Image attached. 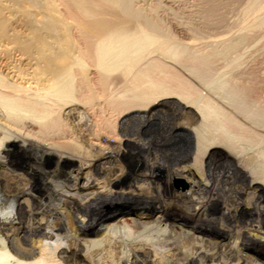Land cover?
Instances as JSON below:
<instances>
[{"label": "bare ground", "instance_id": "bare-ground-1", "mask_svg": "<svg viewBox=\"0 0 264 264\" xmlns=\"http://www.w3.org/2000/svg\"><path fill=\"white\" fill-rule=\"evenodd\" d=\"M65 1L68 14L84 25L81 41L97 53L87 75L73 70L64 56V73L51 78L47 88L38 86L50 80L45 76H20L13 83L0 79V170L11 174L6 185L0 179V234L5 237L0 264H77L82 247L89 256L118 248L117 256H88L91 264H264V137L244 133L241 123L225 115L215 116L194 87L176 84L177 96L152 93L146 73L143 82V72L134 78L129 72L146 59L139 52L144 43L133 45L128 35L124 39L120 22L114 27L107 17L86 21L100 18L97 10L111 1ZM94 34L101 35L96 44ZM172 52L195 75L212 65V55L186 48ZM212 83L243 106L240 94L222 78ZM179 103L199 120L182 125L150 117L159 107L181 108ZM71 108H83L85 114L66 115ZM96 173L105 175L104 194L93 192L101 184ZM177 179L187 182V192L175 191ZM12 190L18 193L9 198ZM25 198L31 201L27 213ZM122 212L123 222L104 227ZM90 228L105 231V239L83 243Z\"/></svg>", "mask_w": 264, "mask_h": 264}, {"label": "rangeland", "instance_id": "rangeland-1", "mask_svg": "<svg viewBox=\"0 0 264 264\" xmlns=\"http://www.w3.org/2000/svg\"><path fill=\"white\" fill-rule=\"evenodd\" d=\"M110 1L112 3L109 2L110 9L107 8L106 4L97 10L99 14L95 12L100 17L99 20L94 16H90L86 21L100 23V20L107 17L110 22L114 23V27L119 26L117 23L120 22L121 26L118 29L122 33L121 36L124 35V39L129 36L128 41L136 42L133 45L140 41L144 43L142 47L145 48L139 52L141 54L143 52L146 59L139 66L131 71L129 70L132 77L143 72L141 78L142 76L144 78L146 73L147 76L144 80L147 79L146 83L150 87L152 86L151 90H154H152V93L155 94L159 92V94L172 93L176 95L178 93L176 87L180 84H185L191 89L194 87L192 90L202 100H207L210 107L214 108L213 113L215 116L222 118L225 115L226 119L241 123L244 133L264 137V27L259 26V22L264 19V0L258 4L257 10H255L257 7L252 8L255 0H125L126 2L123 3L122 0H118V3L117 0ZM249 6L255 11H251ZM68 8L69 6L65 0H0V79L13 83L19 80L20 76L26 75L29 78L33 76L42 78L45 76L47 79L49 77L50 80H42L38 86L47 88L54 81L56 75L64 73L63 61L66 60L64 58H67L66 63L71 64L70 67L76 70L77 73L80 72L83 76L87 75L86 72H88V68L97 53L93 49L94 45L89 46L83 40L81 41V30L84 25L80 20L68 14ZM90 18L97 21H92ZM76 22H80V24H76ZM123 25L126 26L125 30ZM93 36L95 38L92 40L96 44L98 37L100 38L101 35L94 34ZM94 42H91V44H94ZM184 47L189 49V53L192 54L195 52L196 54L212 55L210 58L212 65L208 70L204 69L201 72V74L206 73L205 76L199 75V73L195 75L196 72L189 65L186 66L185 63L182 65L181 62L177 63L170 56L172 52L170 49H173L175 53L184 50ZM165 49L170 50V55L168 50ZM150 62L155 63V66ZM149 65L152 69L158 68L159 70L155 68V72L158 73H151L149 71L151 68H148ZM160 65H165L163 67L168 68L166 69L167 72L169 74L172 72L173 76L171 74V77L168 76V73L164 72L165 68H159ZM125 70L127 71V69ZM48 71H51V73ZM129 72L127 71L126 74H129ZM147 72L151 75H148ZM131 76H129L130 80ZM51 78L54 79L51 80ZM221 78L223 82H226L229 89L240 94L243 106H240L239 101L236 102V100L228 98L226 94L224 95L216 89L218 84L212 82ZM144 80L143 82H145ZM158 88L161 90L159 91ZM182 96L185 97L186 95L182 94ZM181 101L182 99H180ZM179 104L181 108L177 105L159 107L150 114V117L163 122H173L174 120L182 125L192 120H199V116L194 110L185 108L183 103ZM69 114L82 116L85 114V110L83 108H71V110L66 111V115ZM16 155L19 156V152H16ZM18 174L22 175V173ZM10 175L7 170H0V179H3L5 185ZM22 176L24 177V175ZM97 176L102 186L99 185L93 192L104 194L108 190L102 183L105 175L99 174ZM10 178H13V176ZM242 180L246 181L245 178ZM83 182L84 180H82ZM173 185L178 193H185L189 189L187 182L183 179H177ZM127 191L129 190L127 189ZM17 193V190H12L7 192V196L13 198ZM235 196L240 197L241 200L246 198L241 193L239 196L238 193ZM25 199L22 200V203L24 204V211L27 213L31 201L29 198ZM122 216L123 212L107 221L104 227L109 228L118 222H123ZM39 220L43 223L46 222L43 217H40ZM105 236V231L97 232L94 228H90L89 233L81 238L83 239L82 242L86 243V241L92 240L103 241ZM4 238L0 234V242ZM112 245L114 244L112 243ZM79 249L76 257L77 264H89L90 260H93L89 259L90 256L94 258L97 255V257L102 255L103 258L106 255L104 257L106 258L110 256L109 252H112L115 256L119 255L118 248L113 251H109V249L108 253L107 250H103L100 252V256L99 252L94 253L95 256L93 253H90V256L87 255L88 252H86L85 247ZM261 250L264 253V249ZM8 253L10 256H14L11 251H8Z\"/></svg>", "mask_w": 264, "mask_h": 264}]
</instances>
